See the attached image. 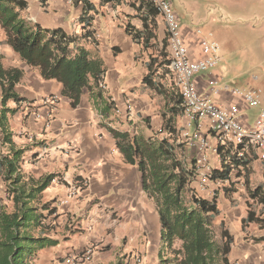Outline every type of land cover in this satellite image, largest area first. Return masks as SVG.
<instances>
[{
  "label": "crops",
  "instance_id": "obj_1",
  "mask_svg": "<svg viewBox=\"0 0 264 264\" xmlns=\"http://www.w3.org/2000/svg\"><path fill=\"white\" fill-rule=\"evenodd\" d=\"M24 1V8L17 7L21 17L45 29L64 30L74 39L71 45L73 55L86 50L90 59L98 62L102 77L99 80L91 78L90 86L83 90L80 102L73 107L70 99L62 95V83L45 79L40 68L28 65L8 43L0 24V65L6 71L12 68L23 71L13 88L17 98L6 99L4 87L9 83V76L0 73V163L3 162L0 165V207L9 212L14 210L8 185L15 175L8 172L9 161H2V158L9 155V159H13L12 148L24 149L22 158L15 165L18 166L16 173H21L25 181L55 175L36 204L50 203L56 208L50 217H55L56 224H62V230L69 228L68 239L60 241L58 233L53 236L60 241L57 245L64 244L65 254L70 255L94 244L102 246L111 241L120 242V237L127 235L149 264H161L166 251L157 206L143 188L142 172L137 165L126 161L108 127L144 137L165 136L172 142L177 136L179 141L186 143L187 160L197 159V179L193 184H200L206 167L199 163L198 152L193 153L191 138L196 135L208 137L211 147L207 150L206 165L212 169H220L222 165L210 124L204 122L201 128L197 122L190 124L189 118L181 111V96L170 67L165 21L160 15L156 16V36L150 46L145 47L143 42H136L127 30L129 26L136 31L143 30L141 15L145 9L139 0ZM256 1L259 0L252 3L263 5L264 9V0ZM173 7L179 15L181 8L178 9L174 3ZM187 15L188 18L179 17L193 59L203 56V37L211 36L221 45L222 61L217 67L195 75L198 91L226 109L237 106L241 123L246 128L253 127L264 107V99L260 96L262 90L259 86L241 87L227 78L225 64L229 65L226 54L228 46L230 49L232 46L230 35L224 28L220 29L224 36L220 42L214 32L206 33L196 19ZM250 19L261 21L260 25L248 23L253 31L264 29V11L255 9ZM162 51L167 53L166 56L161 54ZM255 78L253 82L261 80L260 77ZM248 90L259 93V105L253 106L245 100L242 93ZM50 95L60 97L52 119H49L48 105L43 103V99ZM128 104L132 105V111L128 110ZM167 124L173 125L177 135H170ZM8 133H11L13 146L6 140ZM246 159L249 163V187L261 186L264 189V162L257 151L247 153ZM240 182L244 187V209L239 201L231 202L238 192L231 184ZM79 183L83 184L75 194L73 190ZM207 187L212 195L206 198L218 197L221 213L216 221V231L219 238L221 223L233 237L230 264H264V221H246L250 209L248 201L252 200L245 177L237 176L236 170L228 181L211 180ZM219 197L228 201L230 206L233 204L234 208H239L240 214L236 209L233 213L223 209ZM253 209L264 219L263 204H253ZM239 215L240 221H235L234 217ZM106 226L116 229V240L109 238ZM138 255L133 250L125 259L132 258L134 263L130 264H136L135 256Z\"/></svg>",
  "mask_w": 264,
  "mask_h": 264
},
{
  "label": "trees",
  "instance_id": "obj_2",
  "mask_svg": "<svg viewBox=\"0 0 264 264\" xmlns=\"http://www.w3.org/2000/svg\"><path fill=\"white\" fill-rule=\"evenodd\" d=\"M139 4L145 9L141 15L143 30L136 31L131 26L127 30L136 42H143L145 47H149L156 36L154 28L159 12L151 0H139ZM25 6L24 0H0V24L6 32L8 43L28 65L40 68L45 79L62 83V95L70 99L73 107L77 106L83 90L90 86L91 78L99 80L102 77L98 62L90 59L84 49L73 55L71 45L74 39L64 30L45 29L21 17L17 7ZM161 54L166 56L167 53L162 51ZM0 73L9 76V83L4 87V99L17 98L13 88L23 71L19 68L6 71L0 65ZM180 108L183 112L181 104ZM108 130L116 138L126 161L137 165L142 172L143 188L157 206L166 251L163 263L230 264L233 237L224 229V223L220 226L221 238L217 234L216 221L221 213L217 197L206 198L194 189L198 162L196 158L187 160L186 143L179 141L177 136L172 142L165 136L144 137L111 127ZM167 131L170 135H177L172 124H167ZM6 140L13 146L11 133L7 134ZM239 150L233 145L220 149L222 165L220 169L213 170L211 180L226 182L237 170V176L245 177L252 200L248 201L250 209L246 221H264L253 209V204L264 205V189L261 186L249 187L247 154L240 155ZM23 153L24 149L12 148L13 159H9V155L2 158V161H9L8 172L15 177L8 185L14 210L9 212L5 207H0V264H34L31 257L38 250L56 246L60 242L51 235L55 225L44 223L56 212V208L51 207L50 203L36 204L55 175L25 181L21 173H16L18 166L15 165ZM227 190L230 188L227 187ZM37 228L39 233L35 235L33 230Z\"/></svg>",
  "mask_w": 264,
  "mask_h": 264
},
{
  "label": "built area",
  "instance_id": "obj_3",
  "mask_svg": "<svg viewBox=\"0 0 264 264\" xmlns=\"http://www.w3.org/2000/svg\"><path fill=\"white\" fill-rule=\"evenodd\" d=\"M151 1L166 23L170 67L181 96L183 113L189 118L190 124L197 122L198 127L201 128L204 122L209 123L214 135L213 139L219 151L222 147L233 145L240 148V155L257 151L264 162V107L260 110L253 127L246 128L238 118L239 108L237 106L234 105L230 109H226L200 94L196 86L195 75L216 68L222 61L220 43L211 36L203 37L201 40L203 56L199 59H193L184 38L180 17L174 9L172 1ZM216 92H218V89H216ZM235 92L242 93L241 91ZM242 94L249 104L253 106L260 104V96L256 90H248ZM43 103L48 105L49 119H52L60 103V97L57 95L47 96L43 99ZM128 110H133L131 104H128ZM196 136L191 138L190 145L198 146L202 150L199 163L206 167V172L200 178V185L205 188L211 181L214 170L211 166L206 165V152L211 147V142L204 135ZM82 184L79 183L73 193L77 194V190ZM95 253L96 247L90 245L71 253L66 261L71 264L87 263L93 260Z\"/></svg>",
  "mask_w": 264,
  "mask_h": 264
},
{
  "label": "rangeland",
  "instance_id": "obj_4",
  "mask_svg": "<svg viewBox=\"0 0 264 264\" xmlns=\"http://www.w3.org/2000/svg\"><path fill=\"white\" fill-rule=\"evenodd\" d=\"M175 5L180 9V16L188 18V14H190L196 22L207 33L209 31L214 32L213 35L220 42L222 37V33L220 29L224 28L228 35H230L231 39V49L228 46L226 58L229 62L225 64L227 68L226 76L228 79L234 80L237 85L241 87L248 86L257 88L258 86L261 88L260 96L264 99V29H258L257 31H253L249 28L248 23L252 24H261V21L250 19L251 13L255 11V9L259 12H263V5L253 4L255 0H172ZM260 1V0H259ZM259 1H256L258 3ZM256 5V6H255ZM254 9V11H253ZM221 36H220V35ZM221 38V39H220ZM224 45V43H222ZM229 70V72L227 71ZM255 77H260L261 80L257 82H253ZM251 79V80H250ZM250 80L249 85H246V81ZM193 153L196 154L198 152L199 158L202 157V150L198 148V146H192ZM198 149V150H197ZM209 150V149H208ZM208 152V151H207ZM206 152V153H207ZM208 157V154H207ZM223 184V183H220ZM194 189L198 194L203 196L212 195L208 192V187L202 188L200 184H193ZM237 190L236 198L231 199L232 203L235 201H239L242 203V207L244 209V187L240 182L239 184L232 185L231 187ZM220 187V186H219ZM239 193L241 195H239ZM239 195V196H238ZM218 198V197H217ZM222 208L227 210L228 212L233 213L234 209L237 210V213L241 210L239 208H234L230 206L228 201L222 200L219 197ZM224 201L226 206H224ZM238 205V202L237 204ZM235 221H240L241 216H235ZM55 217H48L44 223H49L51 225H55L53 231H51V235L55 236L57 233L59 234L60 241L63 238L68 239V227L62 230L60 227H63L62 224H56ZM60 228V229H59ZM105 231L110 239L117 238L116 229L113 230L112 227L106 226ZM39 229H34L33 234L38 235ZM64 245V244H63ZM56 245L46 247L44 249L38 250L36 254H34L31 259L34 264H71L66 261L67 251L65 250V246ZM96 247V253L94 255L93 260L87 263L81 264H130V262L134 263L132 258L126 260L127 254L130 251L139 253L140 255L135 256L136 264H149L145 257H143L142 252H139L136 248V244L132 243V239L125 235L120 237V242H107L102 246L94 244ZM130 246V247H129ZM130 248V250L128 249ZM122 253H127L126 255H121ZM95 260V262H93ZM163 261H161V264Z\"/></svg>",
  "mask_w": 264,
  "mask_h": 264
}]
</instances>
